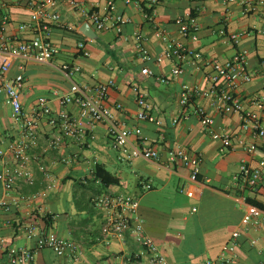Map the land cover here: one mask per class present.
<instances>
[{
    "label": "crops",
    "instance_id": "obj_1",
    "mask_svg": "<svg viewBox=\"0 0 264 264\" xmlns=\"http://www.w3.org/2000/svg\"><path fill=\"white\" fill-rule=\"evenodd\" d=\"M75 1L76 4L68 0L43 3L49 12L60 14L59 21L49 23L50 38L56 47L50 63L20 58L13 61L9 75L22 73L25 77L21 94L24 113L32 114L37 101L46 97L54 113L66 109L90 132L91 123L81 116L79 106H63L60 97L74 82L94 85L113 79L115 86L109 91L106 104L114 120L135 132L131 137L133 141L138 136L146 138L159 151L160 157L157 160L139 157L130 162L120 161L106 121L94 126L93 140L84 143L64 137L59 148H49V139L59 130L43 117L38 128V144L30 154L41 156L55 178V186L44 195L31 198L33 194L45 191L48 182L36 161L31 163L35 174L33 185L21 183L8 191L0 182V264H10L7 253L10 246L35 248L36 238L27 237L30 225L55 232L74 242L77 249L62 255L49 248L39 249L33 260L21 264H124L125 256L138 249L131 234H127L124 241L115 240L110 244L97 240L105 216V209L97 203V197L107 190L138 196L139 215L144 220L145 232L171 264H264V167L258 189L247 193L263 211L257 227L242 224L246 206L238 198L242 191L236 180L241 163L257 166L264 160V135L245 131L238 113H220L209 98H200L199 103L214 119V130L232 135L233 146L225 147L220 139L212 136L210 129L193 113L195 103L182 114L179 104L182 84L207 88V69L198 70L185 63L180 76L167 83L157 80L156 76L171 75L176 59L156 61L165 51L166 40L155 34L154 24L134 2L144 0ZM108 1L113 2L115 12L128 19L121 32L97 30L85 14L105 13ZM242 1L160 0L155 21L168 38L200 50L207 57L225 60L240 49L248 50L251 80L241 83L237 94L245 110L261 115L264 126V34L256 32L264 29L263 8L260 7L257 13H245ZM190 12L197 16V39L184 37L176 23L179 17ZM33 15L30 0H0V22L7 19L1 34L9 45H18L35 36L37 20ZM22 24L28 27L21 29ZM223 27L228 31L252 32L235 46L221 34ZM137 35L150 59L139 56ZM80 41L85 42L89 56L78 48ZM64 65L74 69L71 76L63 69ZM143 68L154 74H143ZM135 86L147 93L156 117L154 121L138 117ZM0 133V145L5 147L22 133L2 91ZM239 139L247 144L255 143L256 149H244L237 143ZM176 148L190 157L191 164L169 159V152ZM4 160L13 165L11 155ZM195 163L198 175L192 180L190 175ZM2 166L0 161V169ZM97 166L110 183L104 184L95 175ZM147 183L152 185L151 189H145ZM234 231L240 232L235 249L222 256Z\"/></svg>",
    "mask_w": 264,
    "mask_h": 264
},
{
    "label": "built area",
    "instance_id": "obj_2",
    "mask_svg": "<svg viewBox=\"0 0 264 264\" xmlns=\"http://www.w3.org/2000/svg\"><path fill=\"white\" fill-rule=\"evenodd\" d=\"M48 1L50 0H30L34 8L33 18L37 20V32L33 38L23 40L18 45H9L7 43L1 34L7 19H3L0 22V91L5 93L6 102L11 105L14 119L20 123L22 130L21 136L12 140L7 147L0 145V161L3 163L0 169V182L8 191L13 190L21 183L33 185L35 183V174L31 168V163L36 161L39 170L45 174L48 182L45 191H39L33 194L31 198L44 195L46 191H50L55 186V178L42 162L41 156L30 154V151L38 144V128L43 117H47L49 123L59 130V133L54 134L49 139V148H59L64 137L80 140L84 143L93 140L95 138L94 126L106 121L109 123V135L118 152L120 161L130 162L139 157L147 160H157L160 157L159 151L150 145L146 138L138 136V139L133 141L131 137L135 132L128 127L119 125L114 120L106 104L108 93L115 86L113 79L94 85H80L74 82L70 90L60 97L63 106L69 104L79 106L81 116L87 117L91 123L90 132L86 131L81 121L72 116L66 109L61 110L59 113H54L49 105V99L46 97H42L37 101L32 114L24 113L21 94L25 84V77L22 73L15 76H10L9 73L15 58L38 63H50L54 58L56 47L50 38L49 23L50 21H59L60 14L47 10L45 5ZM68 1L76 4L75 0ZM126 1L132 2L134 0ZM134 2L144 11L145 18L154 24L155 34L166 40L165 51L156 58V61L161 62L163 58L176 59V65L172 68L171 75L169 77L156 76L157 80L167 83L170 79L180 76L184 72L183 64L185 63L193 65L198 70L207 69L206 73L209 82L207 88L197 84H182L179 92V104L182 114L185 113V110L191 104L195 103L193 105V113L210 129L212 136L220 139L225 147L233 146L232 135L228 132L214 130L212 128L214 119L206 112L204 105L199 103L200 98H209L211 105L220 113H238L241 118L242 128L245 131H252L257 136H263L264 126L261 115L257 112L245 110L237 94L240 84L251 80V75L248 71V50L240 49L232 57L225 60L207 57L200 50L188 48L182 42L168 38L164 31L158 27L155 21V12L160 0H144L142 3L139 1ZM242 3L245 13H257L262 7L264 16V0H243ZM85 14L97 30L112 29L121 32L122 26L128 20L124 15L114 11L112 1H108L103 14L96 11L86 12ZM176 23L179 25L180 33L184 37L198 38L199 24L195 13L190 12L184 17H179ZM27 27V24L20 26L21 29ZM220 32L237 46L242 38L249 35L252 30L228 31L223 27ZM256 32L264 34V29H258ZM137 39L139 40V56L143 59H150L151 56L141 42L139 35H137ZM78 48L84 55H90V51L86 48L84 41L78 43ZM63 69L68 76H71L74 72V69L69 65H64ZM142 73L145 75L154 74L148 68H143ZM134 91L139 105L138 117L143 120L154 121L156 117L151 111L152 104L148 99L147 93L138 86L134 87ZM117 107L119 108L120 105H117ZM175 122H177V119H175ZM237 143L246 150L256 149L255 143L247 144L243 139H239ZM8 155H11L13 165H9L4 160ZM169 159L172 161L180 159L187 165L191 164L190 157L179 148L169 152ZM196 162L198 163V161ZM193 166L190 177L192 180H196L198 168L196 163ZM263 167L264 160L260 161L257 166H251L243 162L236 177L242 191L238 198L246 206V212L242 218V224L245 227L249 225L257 227L261 222L260 217L263 211L260 207L250 202L247 193H252L258 189L262 180ZM151 188V184H145V189ZM97 203L105 209L104 221L100 234L97 236L98 241L110 244L115 240L124 241L127 234H131L138 243L137 251L125 256L124 264H171L167 256L160 251L154 240L145 232L144 220L139 215L140 200L137 195L114 193L107 190L97 197ZM239 234V231L232 233L230 242L223 248L222 256L225 253L234 251ZM27 237L36 238L35 248L26 249L10 246L7 250L10 264H21L33 260L35 251L39 249L49 248L60 255L77 249L74 242L60 237L55 232L43 230L36 225L28 227ZM208 263H212V261Z\"/></svg>",
    "mask_w": 264,
    "mask_h": 264
},
{
    "label": "trees",
    "instance_id": "obj_3",
    "mask_svg": "<svg viewBox=\"0 0 264 264\" xmlns=\"http://www.w3.org/2000/svg\"><path fill=\"white\" fill-rule=\"evenodd\" d=\"M95 175L98 177V178H101L103 183L104 184H107V183H110L111 180H107V175L105 173H103V171L101 170V167L97 166L96 167V171H95ZM251 203L257 205L256 202L252 201L251 199H249Z\"/></svg>",
    "mask_w": 264,
    "mask_h": 264
}]
</instances>
